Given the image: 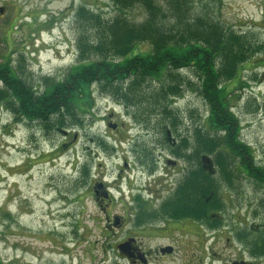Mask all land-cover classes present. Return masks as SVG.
Instances as JSON below:
<instances>
[{"label": "rangeland", "instance_id": "1", "mask_svg": "<svg viewBox=\"0 0 264 264\" xmlns=\"http://www.w3.org/2000/svg\"><path fill=\"white\" fill-rule=\"evenodd\" d=\"M190 1L198 9L208 4L209 11L235 30L257 32V38L264 41V0ZM81 3L80 0H0V9H3L0 12V62L11 53L18 65L21 57L22 76L34 80L36 92L44 88V78L62 76L77 61L76 41L89 30H82L76 20ZM84 3L106 18L117 13L110 0H85ZM127 12L137 20L145 16V11L137 6ZM143 45L138 44L136 51ZM146 45L149 50L150 45ZM238 79L226 84L230 107L241 124V139L253 148L257 164L264 166L263 52L244 64ZM95 86L91 87L95 105L92 110L85 108L82 124L52 130L48 127L50 132L44 124L17 119L0 102V257L5 263L129 264L120 256L123 254L117 246L133 226L127 213L130 208L111 206L103 211L91 202L81 205L77 201L80 197L74 196L77 190L73 189V184L78 182L76 177H80L84 166L91 174H96L100 168L107 178L113 179L126 157L132 164L131 155L125 152L129 143L120 144L118 139L120 134L133 139L141 120L144 127L159 126L157 136L153 133L154 139L148 138V146L154 141L156 155L163 161L159 167H163L167 151L162 150L157 140H162L164 128L170 126L171 121L159 125L160 114L152 111L141 118L123 116L125 109L117 104L119 99L99 89L95 91ZM192 92L185 91L175 97L172 105L182 121L179 131L185 136L192 135L207 108L204 100ZM131 111L136 113L137 107ZM109 112L117 114L115 122L130 125L116 134L105 119ZM191 112L195 113V119L191 118ZM62 130L70 133L67 140ZM64 141L71 143L68 150L57 158H49L51 150ZM100 141L109 149L101 146ZM241 184V192L232 198L248 207L249 215H245V219L256 232L263 223V214L254 216L253 213L260 210L255 207L256 199L264 196V188H257L247 178L242 179ZM116 216L123 218L121 225ZM156 243L162 241L150 244L155 246Z\"/></svg>", "mask_w": 264, "mask_h": 264}, {"label": "trees", "instance_id": "2", "mask_svg": "<svg viewBox=\"0 0 264 264\" xmlns=\"http://www.w3.org/2000/svg\"><path fill=\"white\" fill-rule=\"evenodd\" d=\"M110 1L117 13L109 18L81 3L76 20L82 30H89L76 41L77 61L57 79L44 78V88L37 92L34 80L22 76V58L18 65L11 53L4 58L0 62L3 106L26 122L45 125L52 119L53 129L80 125L85 108L92 110L95 105L91 87L96 84L95 91L136 106V118L159 112V125L169 120L168 127L176 128L182 121L172 109L173 100L193 91L207 108L192 135L184 139L185 158L192 163L186 188L195 183L193 161L198 156L201 199L196 206L184 207V216L211 218L212 201L220 200L222 190L228 188L238 196L244 178L264 188V166L257 164L253 148L241 139V124L231 110L226 87L239 78L244 64L255 54L264 53V41L257 38V32L235 30L209 11L208 4L198 9L190 0ZM136 6L145 11L142 20L127 12ZM140 43L145 45L136 51ZM191 118L195 119L194 112ZM100 145L109 149L102 141ZM256 202L260 210L253 215L262 213L263 223L256 235L250 228L255 241L252 247L264 249V196ZM0 264L13 263L0 257Z\"/></svg>", "mask_w": 264, "mask_h": 264}, {"label": "flooded vegetation", "instance_id": "3", "mask_svg": "<svg viewBox=\"0 0 264 264\" xmlns=\"http://www.w3.org/2000/svg\"><path fill=\"white\" fill-rule=\"evenodd\" d=\"M80 2L84 3L85 0ZM122 102L119 99L117 104L125 109L123 116L136 114L131 111L134 106H127L124 102L123 105ZM105 119L108 125L117 124L112 129L116 134L130 125L115 122L117 114L112 112ZM28 121L36 124L35 121ZM51 122L52 119L44 127L49 132L53 129ZM139 122L140 129L135 130L133 139L123 138L121 134L122 138L118 139L120 144L129 143L125 152L131 155L132 164L126 157L113 179L107 178L100 168L96 174H91L84 166L80 177H76L78 182L73 184V189L77 190L74 196L80 197L77 201L81 205L91 202L103 211L111 206L130 208L127 213L133 226L120 244L131 241V257L120 256L129 264H165L169 261L174 264H264V249L252 247L255 241L251 239L249 222L245 219V215H249L248 207L232 198L236 196L232 189L222 190L220 200L212 201L214 210L211 218H201L200 214L197 217L184 216V207L200 203L201 191L198 156L193 161L195 183L186 188L192 163L191 159L185 158L186 136L179 131L182 122L178 125L175 123L176 128L165 127L162 140H157L162 150L167 151L163 167H159L163 161L156 155L154 141L148 146V138L154 139L153 133L156 135L159 126L144 127L143 121ZM62 132L67 140L70 133L67 130ZM69 144L70 141L60 142L51 150L49 158L62 155L61 152L68 150ZM189 147L188 153L192 150ZM178 213L179 216H176ZM116 220L119 225L124 221L119 216H116ZM158 241L162 243L155 246L150 244Z\"/></svg>", "mask_w": 264, "mask_h": 264}, {"label": "water", "instance_id": "4", "mask_svg": "<svg viewBox=\"0 0 264 264\" xmlns=\"http://www.w3.org/2000/svg\"><path fill=\"white\" fill-rule=\"evenodd\" d=\"M0 12H3V9L2 8L0 9ZM109 127L112 128V129H115L117 127V124L110 123L109 124ZM207 162H210V160L208 159ZM130 245H131V241L130 240H127V241L119 244L118 245V249L121 252V254H123V255H125L127 257H131V254H130Z\"/></svg>", "mask_w": 264, "mask_h": 264}]
</instances>
